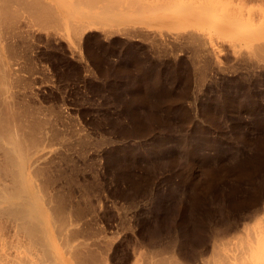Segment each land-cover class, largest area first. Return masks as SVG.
<instances>
[{
  "label": "rangeland",
  "instance_id": "rangeland-1",
  "mask_svg": "<svg viewBox=\"0 0 264 264\" xmlns=\"http://www.w3.org/2000/svg\"><path fill=\"white\" fill-rule=\"evenodd\" d=\"M120 1L0 4V203L32 199L73 264H208L264 228V0Z\"/></svg>",
  "mask_w": 264,
  "mask_h": 264
},
{
  "label": "bare ground",
  "instance_id": "bare-ground-1",
  "mask_svg": "<svg viewBox=\"0 0 264 264\" xmlns=\"http://www.w3.org/2000/svg\"><path fill=\"white\" fill-rule=\"evenodd\" d=\"M2 2H0V4L2 3V4H5L4 5V7L5 8H2L4 11H5V9H7L6 7H14V6H16L17 7V9H19V8H23V10H24V8H25V10L27 9V11H29L28 9L29 8H35V9H38V8H41V11L38 9L37 11H40V12H38V14L40 13L41 14V12H43L42 10L44 9L43 7H44V5H45V2H44V0L42 1V0H1ZM3 1H4V3H3ZM5 1H6V3H5ZM86 1V3L87 4H85V5H89V6H91V5H93V6H95L96 5V7H97V5H99V3L101 2V3H103L104 5H103V7H101L102 5H99L100 6V9L98 10V8H97V10H98V12L96 13V14H99V15H101V16H105L106 14L109 16V20L111 19L112 20V18L113 19H116L117 21H118V19L120 18V19H122L121 18V16L123 15L121 12H122V8H125V6L124 7H122L121 8V6H123L124 4L120 1V0H81V2L83 3V2H85ZM92 1V2H91ZM124 1V0H123ZM140 2L141 1H143V0H139ZM148 1V0H147ZM153 1V0H152ZM159 1V0H158ZM165 1V0H164ZM177 1V0H176ZM181 1V0H180ZM179 1V2H180ZM219 1V0H218ZM74 2V1H73ZM78 2V1H77ZM79 2H80V0H79ZM80 2V3H81ZM89 2V3H88ZM135 2V1H134ZM146 2V1H145ZM154 2V1H153ZM155 2H157V0H155ZM193 2V1H192ZM47 3V2H46ZM75 3V2H74ZM82 3H81V5H82ZM158 3V2H157ZM160 3V2H159ZM161 3H163V2H161ZM176 3V2H175ZM1 4V5H2ZM51 4V3H50ZM127 5H128V3H126ZM125 4V5H126ZM132 4V3H131ZM136 4V3H135ZM170 4V3H169ZM177 4V3H176ZM181 4H182V1H181ZM75 5H76V3H75ZM139 5V4H138ZM144 5V4H143ZM153 5V4H152ZM155 5H157V4H155ZM154 5V6H155ZM179 5H180V3H179ZM185 5V4H184ZM184 5L182 4V7H184ZM3 6V5H2ZM47 5H45V12L47 11V7H46ZM79 6V5H78ZM82 6H84V5H82ZM105 6L107 7V8H105ZM146 6V5H145ZM153 6V7H154ZM85 7H87V6H85ZM92 7V6H91ZM131 7V6H130ZM135 7H137V6H135ZM182 7H180L181 9H182ZM43 8V9H42ZM50 8V7H49ZM48 8V9H49ZM74 8V7H73ZM75 8H78V7H75ZM128 8V7H127ZM179 8V9H180ZM202 8V7H201ZM11 9H13V8H11ZM15 9V8H14ZM34 9V10H35ZM134 9V8H133ZM146 9V8H145ZM163 9V8H162ZM168 9V8H167ZM218 9V8H217ZM0 10H1V7H0ZM7 10H9V11H12V10H10V9H7ZM6 10V11H7ZM24 10V11H25ZM57 10V9H56ZM76 10V9H75ZM88 10H89V8H88ZM2 11V10H1ZM0 11V12H1ZM3 11V12H4ZM15 11H16V9H15ZM20 11V10H19ZM31 11H33V10H31ZM30 11V12H31ZM36 11V12H37ZM53 11H55L54 9H52V11L51 12H53ZM137 11V10H136ZM177 11V10H176ZM42 13L43 14V17H44V15L46 14V15H48V14H50L51 12H49V10H48V14L47 13ZM70 12H72V11H70ZM93 12V11H92ZM138 12V11H137ZM144 12V11H143ZM6 13H8V12H6ZM6 13H5V15H4V17H3V19L4 18H6L5 16H6ZM13 13V12H12ZM19 13V12H18ZM29 13V12H28ZM54 13H56V12H53V17H54ZM73 13V12H72ZM223 13V12H222ZM4 14V13H3ZM17 14V13H16ZM32 14H33V12H32ZM39 14V15H40ZM42 14H41V16H42ZM59 14V13H58ZM212 14V13H211ZM33 15H35V12H34V14ZM39 15H38V17H39ZM72 15H74V14H72ZM106 15V16H107ZM8 16V15H7ZM10 16V15H9ZM8 16V17H9ZM29 16H30V14H29ZM49 16V15H48ZM48 16H46V18L48 17ZM51 16H52V14H51ZM57 16V15H56ZM100 16V17H101ZM226 16V15H225ZM0 17H1V14H0ZM13 17H14V15H13ZM33 17V16H32ZM72 17V16H71ZM71 17H69V19L71 18ZM228 17V16H227ZM41 18V17H40ZM39 18V19H40ZM45 18V17H44ZM43 18V19H44ZM45 18V19H46ZM57 18V17H56ZM14 19V18H13ZM37 19V18H36ZM48 19V18H47ZM49 19H50V17H49ZM52 19V18H51ZM55 19V17L53 18V21H56V20H54ZM59 19H60V17H59ZM62 19V18H61ZM98 19V18H97ZM101 19V18H100ZM5 20V19H4ZM9 20H11V17H10V19ZM38 20V19H37ZM41 20V19H40ZM72 21L74 20V19H71ZM99 20V19H98ZM103 20V19H102ZM109 20L108 21H106L105 20V22H109ZM110 20V21H111ZM8 21V20H7ZM42 21V20H41ZM48 22H49V20H47ZM51 21V20H50ZM71 21V22H72ZM76 21V20H75ZM97 21V20H96ZM115 21V20H114ZM5 22H6V20H5ZM4 22V23H5ZM11 22H12V20H11ZM10 21H9V23H11ZM40 22V21H39ZM44 22H45V20H44ZM48 22H46V23H48ZM70 22V21H69ZM90 22H95V20H93V21H90ZM99 22V21H98ZM97 22V23H98ZM102 22V21H101ZM8 23V24H9ZM42 23H43V21H42ZM59 23H60V21H59ZM96 23V24H97ZM103 23V22H102ZM110 23V22H109ZM117 23V22H116ZM14 24V23H13ZM41 24V23H40ZM61 24V23H60ZM59 24V25H60ZM85 24V23H84ZM87 24V23H86ZM89 24H91V23H89ZM99 24H100V22H99ZM129 24V23H128ZM7 25V24H6ZM63 25H64V23H63ZM71 25V24H70ZM73 25V24H72ZM79 24L77 23V26H78ZM105 25H107V24H105ZM115 25V24H114ZM119 25V24H118ZM10 26V25H9ZM81 25H79V27H80ZM85 26H87V25H85ZM111 26V25H110ZM115 26H117V25H115ZM114 26V27H115ZM2 27V26H1ZM74 27V26H73ZM76 27V26H75ZM82 27H84V26H82ZM64 28V27H63ZM74 29H76V28H74ZM73 29V30H74ZM77 29L79 30L80 28H78L77 27ZM118 29H120V28H118ZM194 30H195V28H194ZM75 32V31H74ZM78 32V31H77ZM80 32V31H79ZM199 34V33H198ZM203 40V39H202ZM260 42H262V41H260ZM253 47H254V49H255V51H257V52H262V50L264 49V43L262 44V43H260L259 44V42L258 43H254L253 45H252ZM261 50V51H260ZM261 56V55H260ZM12 65V64H11ZM13 68V67H12ZM240 104V103H239ZM2 125V124H1ZM5 125V124H4ZM4 125H2V126H4ZM9 126V125H8ZM7 128V127H6ZM5 128V129H6ZM4 129V128H3ZM14 129V128H13ZM8 130V129H7ZM5 132V131H4ZM9 132H10V130H9ZM9 132H8V134H9ZM14 133V132H13ZM16 133V132H15ZM17 134H19V133H17ZM3 135V134H2ZM10 135H11V133H10ZM4 136V135H3ZM2 136V137H3ZM13 136V135H12ZM16 136V135H15ZM18 137V136H17ZM8 138V137H7ZM14 138H16V137H14ZM3 139V138H2ZM1 139V140H2ZM9 141V140H8ZM15 141H17L18 142V140H15ZM4 143V142H3ZM7 143V142H6ZM8 143H10V142H8ZM14 144V143H13ZM20 145V144H19ZM23 146V145H22ZM22 148V147H21ZM22 150V149H21ZM14 152V151H13ZM18 152V151H17ZM23 152V151H22ZM18 155V154H17ZM21 155V154H20ZM19 155V156H20ZM25 156V155H24ZM250 156V155H249ZM24 158V157H23ZM33 160V159H32ZM19 161V160H18ZM24 163V162H23ZM16 166H17V164H16ZM19 167H17V169H18ZM20 169V168H19ZM23 170V169H22ZM18 173V172H17ZM20 171H19V175H18V177H19V179H20ZM262 173V172H261ZM22 174V173H21ZM23 175V174H22ZM17 176V175H16ZM23 177H25V176H23ZM14 178V177H13ZM27 178V177H26ZM26 178H25V180H26ZM18 179V178H17ZM22 180H23V178H21ZM22 180H21V182H22ZM14 181L15 180H13V183H14ZM27 182V181H26ZM34 182V181H33ZM2 184H3V182H1ZM4 183H6L7 184V182H4ZM18 183V182H17ZM16 183V184H17ZM23 183V182H22ZM6 184H4L5 186H6ZM11 184V183H10ZM15 184V183H14ZM26 185H27V183H25ZM24 184V185H25ZM1 185V184H0ZM8 185H9V183H8ZM7 185V187H5L6 189H11V186H8ZM24 185H23V187L22 188H24ZM3 185H1V187H2ZM20 186V185H19ZM28 186V185H27ZM0 187V188H1ZM8 187H10V188H8ZM5 188H3L2 187V190L3 189H5ZM28 188H29V186H28ZM5 189V190H6ZM24 190V189H23ZM22 190V192H23V194H25L26 195V191L24 192ZM14 191H18V190H15L14 189ZM28 191H30L29 189H28ZM8 192H10L11 193V191L10 190H7L6 192H2L3 194L4 193H8ZM19 192V191H18ZM18 192H17V194H18ZM22 192H21V194H22ZM0 193H1V190H0ZM14 193V192H13ZM27 193H29V192H27ZM3 194H0V196L2 195L3 196ZM9 194V193H8ZM16 194V193H15ZM15 194H13L14 196H15ZM20 194V193H19ZM18 194V197L19 196H21V195H19ZM22 194V195H23ZM11 195V197H12V199L13 198H16V197H14L12 194H10ZM2 196L0 197V199L2 198ZM27 196H29L28 194H27ZM41 196V195H40ZM17 197V198H18ZM22 197V196H21ZM25 198H26V196H25ZM41 198V197H40ZM12 199H8V197H6V195L4 196V199H2L1 200V203H0V211L2 212V210H3V212L5 213L6 212V214L8 213L10 216H7V218H9V220L10 221H8V224L6 225L7 226V228H6V230L4 229V227H6V226H3L2 228L0 227V264H73L72 263V261H71V257L70 256H68L66 253L67 252H65L64 253V251L60 248V246H59V244H58V239H57V236L58 235H60L62 232H63V227L61 226V224L59 225V226H61L62 227V232L59 234L58 233V235L57 234H55L54 232H53V229L51 228V221H50V219H46L45 217H42L43 216V214L41 215V216H39V215H36V214H34V213H32V211H33V205H32V209H30L29 210V208H31V206L29 207V205H31L30 204V201L32 202V199L31 200H29V205H28V202L27 203H20V201H22V199H18V200H20V201H18V203L17 202H15L16 200H12ZM24 199V198H23ZM29 199V198H28ZM34 199V198H33ZM26 200L27 199H24V201L26 202ZM24 201H22V202H24ZM34 202V201H33ZM33 204V203H32ZM35 204V203H34ZM42 204H44V203H42ZM213 205V204H212ZM36 206H38V204L36 205ZM35 206V207H36ZM47 207V206H46ZM262 207V206H261ZM258 208V207H257ZM40 209V207L38 208V210ZM5 210V211H4ZM48 210V209H47ZM263 210V209H262ZM43 211V210H42ZM41 211V209H40V212H42ZM259 211V210H258ZM0 212V213H1ZM3 212H2V214H3ZM254 212H255V210H254ZM257 212V211H256ZM36 213H38L37 211H36ZM242 213V212H241ZM45 214V213H44ZM1 215V214H0ZM246 215V214H245ZM1 216H3V215H1ZM5 216V217H6ZM45 216V215H44ZM244 216V215H243ZM2 217H0V219H1ZM4 218V217H3ZM5 220H6V218H4ZM52 219V218H51ZM260 219H261V217H260ZM263 220H264V218H262ZM258 220V219H257ZM262 220V221H263ZM1 221V220H0ZM3 222V221H2ZM4 222H6L7 223V221H4ZM261 222V221H260ZM264 222V221H263ZM262 223V222H261ZM260 223V224H261ZM0 224H1V222H0ZM4 224V223H3ZM54 224V223H53ZM69 224V223H68ZM71 224V223H70ZM74 224V223H73ZM63 225V224H62ZM67 225V224H66ZM245 225V224H244ZM56 226H58V225H56ZM58 226V227H59ZM64 226H65V224H64ZM74 226V225H73ZM237 226V225H236ZM262 226V225H261ZM61 227H59V228H61ZM66 227V226H65ZM248 226V224H246V226L245 227H243V228H241V229H239V231H237L236 233H235V231H234V233H235V235H232V237L231 238H228V239H226V240H223L222 238V241H220L219 239H217V237L215 238L216 239V241H213L211 244H212V247L211 246H209L210 248H211V256L210 257H206L205 259H207L204 263H206V262H208V264H264V228L263 229H261V227L258 225V226H256V230H253L254 228L252 227H249ZM257 227H258V229H257ZM260 227V228H259ZM263 227H264V225H263ZM251 228V229H250ZM65 229V228H64ZM228 229V228H227ZM236 229V228H235ZM58 230V229H57ZM59 230H61V229H59ZM58 230V232H60ZM230 230V229H229ZM238 230V229H237ZM253 230V231H252ZM55 231H56V229H55ZM69 231H71L70 229H69ZM225 231H227V230H225ZM228 232V231H227ZM57 235V236H56ZM64 235V234H63ZM65 235H66V232H65ZM217 235V234H216ZM67 236H69L68 234H67ZM63 237H65V236H63ZM213 237V236H212ZM75 238V237H74ZM73 238V239H74ZM213 238V239H214ZM64 239V238H63ZM70 239H72V238H70ZM69 239V240H70ZM72 239V240H73ZM68 239H67V242H70ZM75 240H76V238H75ZM210 240H212V239H210ZM218 240V241H217ZM211 242V241H210ZM62 243H64L65 244V242H63L62 241ZM71 243V242H70ZM69 243V244H70ZM77 243V242H76ZM69 244H68V246H69ZM75 245V244H74ZM73 245V246H74ZM77 245H79L78 243H77ZM62 246H64L63 244H62ZM67 246V245H66ZM72 247V246H71ZM76 247V246H75ZM66 248V247H65ZM69 248V247H68ZM65 250V249H64ZM68 250H70V249H68ZM75 250V249H74ZM208 250V249H207ZM71 251V250H70ZM74 253H72V252H70V253H72V257H73V255H75V251H73ZM79 252V251H78ZM210 254V253H209ZM71 255V254H70ZM74 258H77V256L76 257H74ZM169 259V258H168ZM204 259V260H205ZM176 260V259H175ZM203 260V261H204ZM209 260V261H208ZM76 261V260H75ZM76 263V262H75ZM163 264V263H162ZM170 264V263H169Z\"/></svg>",
  "mask_w": 264,
  "mask_h": 264
},
{
  "label": "trees",
  "instance_id": "trees-1",
  "mask_svg": "<svg viewBox=\"0 0 264 264\" xmlns=\"http://www.w3.org/2000/svg\"><path fill=\"white\" fill-rule=\"evenodd\" d=\"M263 113H264V110H263Z\"/></svg>",
  "mask_w": 264,
  "mask_h": 264
}]
</instances>
